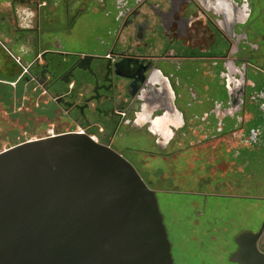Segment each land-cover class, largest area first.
Listing matches in <instances>:
<instances>
[{
    "label": "flooded vegetation",
    "instance_id": "flooded-vegetation-1",
    "mask_svg": "<svg viewBox=\"0 0 264 264\" xmlns=\"http://www.w3.org/2000/svg\"><path fill=\"white\" fill-rule=\"evenodd\" d=\"M0 77L98 133L162 224L159 203L182 188L192 210L198 197L250 214L230 255L243 234L264 255V0H0Z\"/></svg>",
    "mask_w": 264,
    "mask_h": 264
},
{
    "label": "water",
    "instance_id": "water-1",
    "mask_svg": "<svg viewBox=\"0 0 264 264\" xmlns=\"http://www.w3.org/2000/svg\"><path fill=\"white\" fill-rule=\"evenodd\" d=\"M256 235L236 264H264ZM0 264H173L155 198L106 146L62 134L0 152Z\"/></svg>",
    "mask_w": 264,
    "mask_h": 264
},
{
    "label": "rangeland",
    "instance_id": "rangeland-1",
    "mask_svg": "<svg viewBox=\"0 0 264 264\" xmlns=\"http://www.w3.org/2000/svg\"><path fill=\"white\" fill-rule=\"evenodd\" d=\"M95 28L87 34L93 35ZM68 46L83 49L87 47V51H91L88 46L76 42ZM6 48L16 53L13 48ZM96 49L93 46L92 50ZM22 57L27 61L30 59L28 56ZM11 87L13 88L7 89L0 86V152L26 141L45 138L50 131L59 135L75 127L66 117H60L56 108L48 106L46 98L37 89L35 92L33 89H16L15 84H11ZM139 174L148 186L147 178H152L151 183L160 185L154 181V176L141 172ZM165 188L169 190L170 186L165 185ZM181 191L182 188H171L168 193L172 201L178 200L173 201L178 202L173 208H168L161 202L158 205L173 264H231L228 262L232 249L229 242L231 231L238 221L247 223L248 220L244 221V218H249L250 214L241 212L239 220L231 219L234 214L229 205H224L225 202H213L208 198L201 200L198 197H195L197 209L192 210L188 204L190 196ZM216 202L220 203V208L213 204ZM191 211L201 213L196 216ZM219 220L227 227L221 236L215 232Z\"/></svg>",
    "mask_w": 264,
    "mask_h": 264
},
{
    "label": "built area",
    "instance_id": "built-area-1",
    "mask_svg": "<svg viewBox=\"0 0 264 264\" xmlns=\"http://www.w3.org/2000/svg\"><path fill=\"white\" fill-rule=\"evenodd\" d=\"M62 134H75V135H79V136H85L87 137L90 141H92L93 143L96 144H100L99 143V135L98 133L91 131L88 127L86 126H79V125H75V127L72 130H67L64 131ZM59 134V135H62ZM57 135L53 134L51 131L47 134L46 137H55Z\"/></svg>",
    "mask_w": 264,
    "mask_h": 264
}]
</instances>
